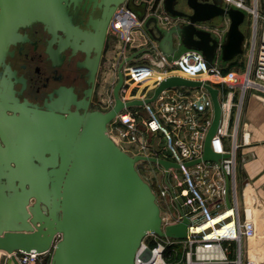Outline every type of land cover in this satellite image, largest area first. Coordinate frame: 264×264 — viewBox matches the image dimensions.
I'll return each instance as SVG.
<instances>
[{"label":"water","instance_id":"1","mask_svg":"<svg viewBox=\"0 0 264 264\" xmlns=\"http://www.w3.org/2000/svg\"><path fill=\"white\" fill-rule=\"evenodd\" d=\"M120 4L143 22L169 59L193 50L200 52L207 67H224L244 53L241 27L248 13L223 0H0V250L11 254L14 264H18L14 251L48 250L49 264H135L147 233L186 237L187 218L162 230L155 194L136 169L138 162H152L165 171L179 166L155 156L130 155L107 133L108 124L124 108L150 103L167 88L202 87L212 102V119L201 158L185 166L225 157L210 148L221 117L218 89L210 83L167 76L151 96L123 101L122 60L112 87V106L106 111L88 109L108 24ZM70 7L99 9L100 16H89L88 28L82 29L74 24ZM161 14L179 21L165 27ZM224 18L227 28L213 31ZM35 22L52 36L46 52L54 64L62 59L65 47L85 54L78 63L87 70L84 98L77 100L72 88L65 86L53 90L42 106L15 95L12 78L22 79L6 58L14 54L12 46L28 41L20 29ZM58 31L65 38L59 37L54 50L51 43Z\"/></svg>","mask_w":264,"mask_h":264},{"label":"built area","instance_id":"2","mask_svg":"<svg viewBox=\"0 0 264 264\" xmlns=\"http://www.w3.org/2000/svg\"><path fill=\"white\" fill-rule=\"evenodd\" d=\"M223 1L245 9L252 17V37L242 68L207 67L200 52L193 50L169 59L150 38L143 22L124 4L116 8L109 21L107 34L120 43L119 62L124 60L120 89L123 101L149 97L161 79L179 75L216 87L221 107L220 124L210 140V148L225 157L218 161L201 160L189 166L185 163L202 156L203 140L212 119V102L204 88L164 89L150 103L124 108L108 124L109 137L128 154L155 156L179 166L165 171L156 164L161 169L162 180L154 194L162 230L165 225L187 218L186 237L147 233L136 252L135 264H160L158 260L161 264H261L249 250L256 218L251 212L252 204L239 202L235 161L241 145L238 134L244 97L254 94L264 103V16L244 0ZM158 17L165 27L179 21L164 14ZM212 30L221 33L218 28ZM130 84L138 90L132 94L130 89L126 97L123 94ZM142 134L162 136V155L140 139ZM120 143L129 146L124 149ZM4 255L2 264H14L11 254ZM13 255L18 264H49L51 250L14 251Z\"/></svg>","mask_w":264,"mask_h":264},{"label":"flooded vegetation","instance_id":"3","mask_svg":"<svg viewBox=\"0 0 264 264\" xmlns=\"http://www.w3.org/2000/svg\"><path fill=\"white\" fill-rule=\"evenodd\" d=\"M180 8L184 10V8ZM70 13H72L74 24L82 29L88 28L86 21L89 16L93 18L100 16L99 9L91 12L90 9L86 11L70 7ZM20 32L28 37V41L19 42L12 46L11 49L14 54L6 58V63L9 64L12 70H15L17 78L22 79L15 81L12 78L13 88L18 99L42 106L44 101L49 99V94L60 86L71 87L77 100L84 98V91L88 87L86 83L87 70L78 66V63L83 61L85 54L80 50L73 52L72 48L65 47L60 51L62 59L56 65L46 52L48 42L52 36L41 23L35 22L20 29ZM57 34L58 37L51 43L54 50L58 48L59 37L65 38L63 32L58 31ZM107 36L102 56L107 46ZM97 74L98 71L95 75L94 86L89 99V110H97L90 107L95 93ZM71 109H74V106H71Z\"/></svg>","mask_w":264,"mask_h":264},{"label":"crops","instance_id":"4","mask_svg":"<svg viewBox=\"0 0 264 264\" xmlns=\"http://www.w3.org/2000/svg\"><path fill=\"white\" fill-rule=\"evenodd\" d=\"M258 13L264 16V0H251ZM245 23L242 31L245 35L244 53L238 56L231 68H242L247 60V49L252 37V17ZM227 18L222 19L218 27L220 32L227 28ZM107 46L113 51L119 46L118 40L108 34ZM242 125L238 137L241 145L237 151L235 161V180L240 204L247 203L249 198L253 209L260 218L264 215V103L254 94H246L242 104ZM151 146L160 155L163 138L159 134H149ZM257 217V218H258ZM264 219V216L262 217Z\"/></svg>","mask_w":264,"mask_h":264},{"label":"rangeland","instance_id":"5","mask_svg":"<svg viewBox=\"0 0 264 264\" xmlns=\"http://www.w3.org/2000/svg\"><path fill=\"white\" fill-rule=\"evenodd\" d=\"M247 6H251V0H244ZM249 16L247 14L246 21L243 23L242 27H244L245 23L247 22ZM181 21V20H180ZM120 46V43H119ZM118 46V48H119ZM118 48L116 51L110 49L109 46H106L102 60L100 63V67L98 70V74L96 77V88L95 93L91 103V109H97L100 111L108 110L113 103L112 97V87L117 80V67L120 56L118 54ZM126 93L123 94L124 96H128L127 93L131 89V93L134 94L138 88L134 87L133 84L126 86ZM140 131L143 132V128H140ZM141 140L144 142L150 143V137L143 135L140 136ZM121 147L125 149L127 148V144L120 143ZM131 152V151H130ZM136 169L140 176L150 185L153 192H157L158 187L161 184L162 180V172L159 166L152 162H138L136 164ZM258 224V223H257ZM4 254H0V264L3 263Z\"/></svg>","mask_w":264,"mask_h":264},{"label":"bare ground","instance_id":"6","mask_svg":"<svg viewBox=\"0 0 264 264\" xmlns=\"http://www.w3.org/2000/svg\"><path fill=\"white\" fill-rule=\"evenodd\" d=\"M249 10L252 11L253 8H249ZM151 81L152 80L147 83H151ZM125 116L126 115H123V117ZM246 202L250 203L251 201L249 200V198H247ZM251 212L256 218V231L254 236L249 240V250L252 257H254L256 260H259L261 264H264V219L262 218L264 215H261L262 217L259 218L255 209H253ZM215 220L217 222V219ZM5 253V251L0 250V254ZM158 262L161 264L160 260H158Z\"/></svg>","mask_w":264,"mask_h":264},{"label":"trees","instance_id":"7","mask_svg":"<svg viewBox=\"0 0 264 264\" xmlns=\"http://www.w3.org/2000/svg\"><path fill=\"white\" fill-rule=\"evenodd\" d=\"M234 61H235V60H234ZM234 61H231V62L227 63V64L225 65L226 69H230V68H231V65H232V63H234Z\"/></svg>","mask_w":264,"mask_h":264}]
</instances>
